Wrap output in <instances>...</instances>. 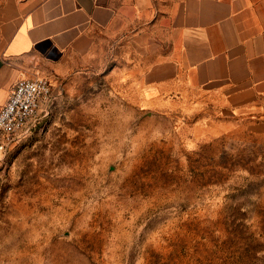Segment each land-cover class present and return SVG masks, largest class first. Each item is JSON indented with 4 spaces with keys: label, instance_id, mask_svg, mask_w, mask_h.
<instances>
[{
    "label": "rangeland",
    "instance_id": "rangeland-1",
    "mask_svg": "<svg viewBox=\"0 0 264 264\" xmlns=\"http://www.w3.org/2000/svg\"><path fill=\"white\" fill-rule=\"evenodd\" d=\"M171 2L115 0L34 68L54 99L0 149V264H264V97L186 71Z\"/></svg>",
    "mask_w": 264,
    "mask_h": 264
},
{
    "label": "crops",
    "instance_id": "crops-1",
    "mask_svg": "<svg viewBox=\"0 0 264 264\" xmlns=\"http://www.w3.org/2000/svg\"><path fill=\"white\" fill-rule=\"evenodd\" d=\"M171 3L161 13L168 29L198 33L197 60L185 70L198 69L210 81L246 86L264 97V0ZM119 17L115 0L6 1L0 7V109L35 67L61 72L72 56L91 48L95 31L112 29ZM183 50L185 63L191 50L187 36Z\"/></svg>",
    "mask_w": 264,
    "mask_h": 264
},
{
    "label": "built area",
    "instance_id": "built-area-1",
    "mask_svg": "<svg viewBox=\"0 0 264 264\" xmlns=\"http://www.w3.org/2000/svg\"><path fill=\"white\" fill-rule=\"evenodd\" d=\"M53 99L50 80L39 72L21 78L0 109V149L46 112Z\"/></svg>",
    "mask_w": 264,
    "mask_h": 264
}]
</instances>
